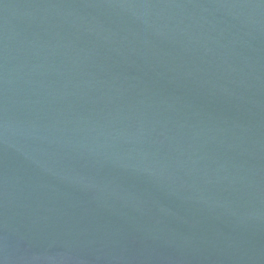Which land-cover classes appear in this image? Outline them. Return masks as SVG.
Here are the masks:
<instances>
[{
  "label": "water",
  "instance_id": "95a60500",
  "mask_svg": "<svg viewBox=\"0 0 264 264\" xmlns=\"http://www.w3.org/2000/svg\"><path fill=\"white\" fill-rule=\"evenodd\" d=\"M0 264H264V0H0Z\"/></svg>",
  "mask_w": 264,
  "mask_h": 264
}]
</instances>
